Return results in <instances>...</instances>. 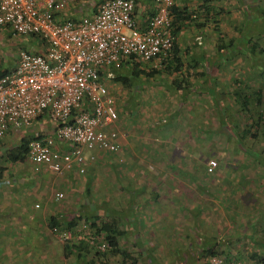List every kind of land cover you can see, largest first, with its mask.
I'll return each mask as SVG.
<instances>
[{
	"label": "crops",
	"instance_id": "obj_1",
	"mask_svg": "<svg viewBox=\"0 0 264 264\" xmlns=\"http://www.w3.org/2000/svg\"><path fill=\"white\" fill-rule=\"evenodd\" d=\"M99 1L100 0L94 1L90 6L86 7L83 10L84 13H82L83 11L80 10V6H82L85 1L76 0L73 4L72 15L79 16L81 14H91L94 11L95 4ZM133 2L134 8L132 17L137 26L141 28L145 25L146 20L153 11L152 0H133ZM240 2L256 4L257 7L255 10L251 11V14L258 10V4H260L259 0H241ZM240 2L237 0L236 4L238 8ZM174 4L178 9L193 11L194 8H198L202 4V0H175ZM199 15L200 13H193L190 16L191 18L182 23L181 29L174 37L179 56L190 51V47H186L189 40L193 41V38L198 39V44L200 43L202 29H198L193 25L194 21L198 22L194 16H197L199 19ZM242 19L243 17L240 18V23ZM256 39L258 38L256 37ZM31 41L33 42V40ZM34 41H37L39 45V49L35 51L40 52L42 50L40 42L38 40ZM15 60L16 58L11 63L10 67H8L9 69L14 65ZM120 64L121 62L117 66L109 68L113 76L115 72L130 71V62H122V65L118 67ZM138 68L142 70L141 65H138ZM246 70L251 71L252 75H255L253 73L255 68L252 64L244 66L243 64H236L235 72L246 73ZM185 71H187L185 80L188 82L189 88L186 87V84L181 83V90L170 89L172 80H180L182 77L181 73ZM201 71H203V73ZM140 75L141 74H139L136 79H138ZM164 75L169 77L167 84L169 87L168 91H171V93L168 94L167 90H164L162 95H155L154 99L151 98L150 102L152 104L148 106L151 117L143 114L142 111L136 108L130 111L124 110V112H122V108L116 104L118 113V143L125 152L123 162H115L114 157H111L109 154H103L95 161L107 165V208L113 214L129 217V219L127 218L129 222L123 221V224L120 225L123 230V235L118 243L120 249L125 250L131 258L130 260H135L136 264H182L179 261L180 255L183 256L186 263L190 257H192V260H194V258L196 259L198 251L193 252V248L202 247L203 243L201 242H206L208 244L214 242L218 247L222 246L227 248V237H234L233 233L227 234V232H224L222 234L223 236L220 237L218 235L221 230L217 231L216 228L213 229L212 227L209 229L207 227L208 222H211V218L206 216L202 217L200 215L204 207H200L199 209L195 208L193 204L194 197L192 198L193 193H189L188 196V190H183L182 185L184 181H186L185 177H188L187 175L184 174V176L179 177L177 174H172L171 177L169 176L170 178L168 177L169 180L159 175H155L154 177L148 175L146 167L150 168V166L153 165L159 167L162 163L145 162L146 157L142 152L146 151L148 142L155 148L158 147L156 148L157 150L160 146H163V148H169L173 152L187 150L204 151L205 148H207L208 151L211 145L209 138L204 137H199L202 138V141L199 142V144L196 143V138L206 132L204 128L198 130L192 129L189 132L188 129L178 130L180 128L181 118H192V114L194 116L195 113L200 111L202 114L205 109L207 112L212 103L211 98L206 94L210 88L208 84L210 83L209 79L211 75L205 73V65L195 61L187 64L182 63L180 70L173 71V73L170 74H154L152 77H148V80H146V76H144V81L147 85L152 81H154L153 83L159 84L160 81L158 82V78ZM107 82H110V80ZM129 88L130 86L124 90H129ZM200 93L206 95L193 96V94ZM143 95L146 94H142V96ZM200 97L203 99L199 100ZM126 103L130 102L125 100V104ZM219 113L222 112L219 110ZM135 117H137L136 121ZM167 117L172 119V125L170 127L160 126L163 122L165 124L168 122ZM218 117L221 119V116ZM43 118L44 117H40L36 119L29 127V129L31 128L33 130L32 135L38 133L45 134L51 131L53 124L50 121V123H46ZM40 123H42V129L39 130L36 128V130L34 126L37 127ZM148 124L149 128L153 126L154 130H149L148 127L144 128V126ZM198 124H200V122H198ZM189 133L191 134L190 136ZM5 136L8 138V141L12 143L11 146L15 145L18 138H20L16 131H10L5 134ZM196 145H198V147ZM57 146L62 149L67 148V145L64 143H58ZM171 158L174 163L166 162L165 164L174 166L177 172H180L179 168L183 167L184 164L187 165V167L190 166L187 162H180L179 160L181 158L183 159V157L177 153L171 154ZM184 158H186V156ZM162 164L164 165V163ZM0 166L3 168L0 174V215H11L10 218L14 217V219L12 218L8 223L2 224V222H0V264H55V262L56 264H62V261L64 262L70 258L71 262L74 264H77V261L88 264L96 260V255L93 254L88 256L90 251L89 247L87 248L88 251H83L80 255L74 251L67 257H64L62 251L63 243L47 228V220L51 216L62 221L64 218L68 219V216L73 215L74 217L78 215V213L75 212L74 214L70 213L67 216H63L62 210L60 211V209L57 210L55 208L52 203L54 202L53 198L51 199V196L48 194V190L51 187H55V189L70 188L71 184L76 182L75 176L77 173L72 172L73 169L69 172L58 174L52 173L45 168H41L39 171L34 172L27 159L24 162H9L7 160L4 162L3 159L1 160L0 158ZM86 168L87 171L92 170L95 175V171L93 170L97 168L95 163L87 164ZM93 174L83 176L85 177L86 189L89 187V183L94 177ZM62 175H64L63 178ZM128 177L131 179H129L130 181H135L137 178V182L145 183L148 187L144 189L142 186L137 185L135 188L125 191L123 195V199L125 198L123 205L115 206L116 194L113 193L114 191L110 188L109 183H113L115 180L120 181L121 179L128 180ZM123 183H125V181H123ZM162 183H175L176 186L174 185L172 189L166 188L163 187ZM120 187L123 188L124 186L120 184ZM180 187L182 190H179ZM186 196H188L189 199H186ZM42 197L44 198V208L42 211L38 212V209L34 210V204H36L37 207H40V205L38 206L35 200ZM50 199L52 202L49 201ZM26 200H31V203H33L34 212L33 214L31 213L33 216H27V213L30 214V212L23 209L24 206H26ZM188 200H190V204ZM182 212H187V216ZM222 212L220 213L221 215ZM196 215L198 217H196ZM188 216L192 217H190L191 222ZM19 219L22 220L21 224L18 222ZM26 230L28 233L25 232ZM218 237H220L221 240H219ZM199 241L201 242L197 244ZM4 242L6 244L5 246L3 244ZM21 244L24 245L23 247L25 249L21 247ZM170 247L175 248L173 253L169 257H161L160 254H169L168 248ZM179 248L182 249L179 250ZM107 259L109 261L108 264L121 263L120 256H110ZM98 263H100V260Z\"/></svg>",
	"mask_w": 264,
	"mask_h": 264
},
{
	"label": "built area",
	"instance_id": "obj_2",
	"mask_svg": "<svg viewBox=\"0 0 264 264\" xmlns=\"http://www.w3.org/2000/svg\"><path fill=\"white\" fill-rule=\"evenodd\" d=\"M75 1L0 0V31L37 38L42 46L40 52L19 50L14 65L0 76V139L39 117L53 124L48 134L28 142L26 158L34 172L83 173L103 154L123 162L116 99L106 83L113 77L109 68L127 58L146 72L172 49L169 9L174 0H152L153 13L141 28L132 17L133 0H100L91 14L79 16L72 15ZM215 166L210 159L206 171ZM62 197L61 191L53 194L54 201ZM50 231L62 243L81 240L78 228ZM85 241L96 243L99 251L106 247L103 238L91 233ZM207 263L244 264L216 255Z\"/></svg>",
	"mask_w": 264,
	"mask_h": 264
},
{
	"label": "rangeland",
	"instance_id": "obj_3",
	"mask_svg": "<svg viewBox=\"0 0 264 264\" xmlns=\"http://www.w3.org/2000/svg\"><path fill=\"white\" fill-rule=\"evenodd\" d=\"M83 1H85V3L80 6L81 11H83L86 7L90 6V4H92L96 0H87V2L86 0ZM240 1L241 0H239V2ZM236 3L237 0H213L212 4L214 6L217 5L222 9L219 11L217 16L219 29L214 30L212 24H209L210 27L208 26V28H201L202 32L200 43L198 44V39L193 38V41L189 40V43L186 45V47H190V51H187L185 54L180 55L183 64L193 63L194 61L200 63L203 62L204 64V62L207 61V68L210 69V74L212 76L211 78H215L218 87H221V83H224V81H226V79L224 78L222 80V74L228 73L229 75H231L232 79V76L235 72L233 69L234 63L243 64V66L248 64V59L242 55L235 57L233 56V58L226 62L223 59L218 61L215 54L217 43L226 44L229 38L234 37V34H236V30L234 31V26L239 23L241 17H243V19L239 29L242 32L241 34L244 38V41L245 38L249 35V22L251 21L250 16H252L253 14H251V11L248 10L247 5H245V3L240 2V9L237 7L238 5ZM259 3L261 4H258V8L260 5L264 4V0H259ZM246 4L250 5L251 10H255V8L257 7L255 3L249 4L248 2H246ZM258 10L254 13V15L256 14L257 17ZM82 13H84V11ZM252 25L254 31L257 32H259V30L264 29L262 25L256 22V19L254 22H252ZM255 33L256 32H254V34ZM252 36H254L253 41L255 42L256 36ZM263 36L264 35H262L259 39H256V44L257 46H260L262 48V51L264 52V39L262 38ZM218 37L222 38L221 41H219ZM31 40H33V42ZM34 40H37V38L30 36L11 35L6 31H0V67H4L6 69L10 67L11 63L16 58L17 52L19 50H27L33 52L36 49H39L37 41ZM231 63L233 64V66L229 67ZM246 72L248 74L251 73V71L249 70H246ZM140 74L141 75L138 79H131L132 84L129 90H124L128 87L120 82L115 83L110 81L106 83L116 99V104L122 108V112H124V110L130 111L133 108H136L139 111H142L143 114L150 116L151 114H149L150 111L148 106L152 104L150 102L151 98L154 99L155 95H162V92H164V90H167L168 94L171 93V91H168L169 87L167 84L169 77H166L164 75L163 77L158 78V82L160 81L159 84L153 83L154 81H152L149 85H147V83L144 81L145 75L142 73ZM146 80H148V77H146ZM142 94L146 95L142 96ZM196 95L206 94H193V96ZM202 99V97L199 98V100ZM222 99H224L223 105L226 107V112L228 113L227 115L228 117L229 115L231 117L228 119V121H224V123H226L227 125L229 124V127L233 125L232 122L235 120L232 121V117H234L236 118L235 122L239 126L238 131L239 129L247 128V125L251 126V128L249 129L250 131H254V128L258 130V134H260V131L264 130L262 123H260L256 119L257 114H254L251 119H248V116H245L244 114H239L238 109H235L233 107L234 104L232 103L231 105L230 100H232V97L228 93V95H225V98L224 96L219 97V99L216 100L215 104L211 103L207 112L205 109L202 114L200 111L198 113H195L194 116L192 114V118H181L180 120V128L178 130L188 129L189 132L192 129H205L206 132L196 138V143L199 144V142L202 141V138L199 137L209 138V140L211 141V145L208 151L207 148H205L204 151L187 150L173 152L169 148H167L168 150L166 148H163V146H160L157 150L156 148L158 147L155 148L152 144L148 142V145L146 146V151L142 152L143 155H145L146 157L145 162H162L164 163V165L161 163L159 167H156L152 164L153 166H150V168L146 167V170L149 176L154 177L155 175H159L165 177L166 180H169L172 174H177L179 177L184 176V174L187 175L188 177H185L186 181H184L182 185L183 190H188V196L189 193H193L192 198L194 197L193 204L195 208L199 209L200 207H204V210L201 211L200 215L202 217L206 216L211 218V222H208L207 227L209 229L212 227L213 229L216 228L217 231L221 230L218 235L220 237L223 236L222 234L224 232H227V234H234V237L228 236L226 240V246H228L227 248L229 250L230 259L240 258L244 264H264V250L260 246V243L264 245V239L261 238L260 234L261 229L264 227V165L263 162H258V159H255L254 157L249 155L250 152L248 150L245 151L244 149H241L243 148V146H248L254 147L256 151H259L264 147V138L260 136L257 140L252 141V139L247 136L244 140L239 139L238 143L236 144L233 141V137L226 136L227 125L222 124V129L221 127H219L221 122L223 121V119H219L218 117L219 108L222 106V103H220ZM125 100L129 101L130 103L125 104ZM252 105L253 102L250 103V107L251 110H254L255 107ZM260 110L261 112H264V107H261ZM167 118L168 122L166 124L163 122L160 126L170 127L172 125V119L170 117ZM43 120L46 123L49 122L46 118H43ZM136 120L137 117H135V121ZM198 122H200V124H198ZM245 122L247 123V125H245ZM254 122H257L258 127L257 124H254ZM42 123L37 125V127L34 126V128H37L39 130L42 129ZM30 126L23 130H16V132L19 134L18 137L29 133L31 134L33 130L31 128L29 129ZM147 127L149 128V124L144 126V128ZM150 129L154 130L153 126H151L149 130ZM229 129L232 133H234L232 131L234 130L233 127H230ZM46 134L48 133H45L44 135ZM190 135L191 134L189 133V136ZM11 144L12 143L8 141V138L6 136H3L0 139V158L1 160L3 159L4 162L5 154L7 150L10 149ZM240 144L242 145L241 147H239ZM196 146L198 147V145ZM176 153L183 157V159L181 158L179 160L180 162H187L190 165L189 167H187V165L184 164L183 167L179 168L180 172H177L174 166L165 164L166 162L174 163L171 160V154ZM185 156L186 158H184ZM210 159L216 162V166L211 172H207L206 164ZM92 163H95L97 167L93 169L95 171V175L93 174L92 170L87 171L86 166L84 167L83 173H78L76 169H73L72 172L77 173V175L75 176L76 182L71 184L70 188L55 189V187H51L48 190V194L49 196H51V199L53 198V194L56 191H61L63 193V197L61 200H53L54 202H52L51 199L49 200L54 204L57 210H62L63 216H67L70 213L74 214L75 212L78 213L77 216H80V219L77 220L74 229L78 228L79 231L77 232V234L81 237V240H86L87 235L90 234L88 228L83 229L82 227H79L83 225L81 221V219L84 218L83 215H85L87 210L89 211L93 208H97L99 211H101V207H103L102 202H106L107 200V165L105 163L101 164V162ZM90 174H93L94 177L89 183V187H87L86 189V183L84 180L85 177L83 176ZM63 177L64 175H62V178ZM129 179L130 178L128 177V180L121 179L120 181L115 180L113 183H109L110 188L114 191L113 193L116 194L115 206L123 205L125 199H123V195L125 191L133 189L137 185L142 186L144 189L148 187L145 183L137 182V178L135 181H130L131 179ZM123 181H125V183H123ZM120 184L124 187L121 188ZM162 185L163 187H168L172 189L175 183H162ZM87 190L89 192H87ZM179 190H182V188L180 187ZM188 196H186V199H189ZM35 201L37 202L38 206L40 205V207H37L36 204H34V209L31 200H26V206H24L23 209L25 211L30 212V214L27 213V216H33L32 214L36 209H38V212L43 210L44 198H37ZM188 203L190 204V200H188ZM221 212L222 215L220 214ZM182 213H185L186 216L188 214L187 212ZM10 217L11 215H0V222H2V224L8 223L9 220H12V218L14 219V217ZM190 217L191 216H188L189 221L192 218ZM196 217L198 216L196 215ZM19 220L18 222L21 224L22 220ZM252 226L256 227L255 231L252 230ZM25 232H27V230ZM220 237H218L219 240H221ZM95 240L96 242H99L100 239L95 238ZM73 242L76 243L77 241L74 239ZM200 242L201 241L196 243L199 244ZM3 244L4 246L6 245L5 242ZM94 245L97 246L96 243ZM94 245H91L89 247L90 251L88 256L95 254V249L97 247H95ZM23 246L24 245H22L21 247L25 249ZM174 249L175 248L170 247L168 248V255H165L167 253H163L160 254V256L169 257L173 253ZM181 249L182 248H179V250ZM200 249L201 247L193 248V252H199ZM221 249H224V247L219 246V250ZM254 252L262 258V260H260L258 263H255L253 260L250 259V254ZM96 256V260L88 264H108V259L106 261L104 257L98 255ZM191 258L192 257H190L188 262L185 263L183 256L180 255L179 261L182 264H205L207 263L208 257L204 259L201 258L198 261L192 260ZM69 260H66L64 262L62 261V264H74L71 262V258ZM99 260L100 263H98ZM77 264H84V262L77 261Z\"/></svg>",
	"mask_w": 264,
	"mask_h": 264
},
{
	"label": "trees",
	"instance_id": "obj_4",
	"mask_svg": "<svg viewBox=\"0 0 264 264\" xmlns=\"http://www.w3.org/2000/svg\"><path fill=\"white\" fill-rule=\"evenodd\" d=\"M175 1V0H174ZM173 1L172 6L169 9V15L171 18V26L172 30L171 33L175 37L177 32L181 29L182 23L184 21H187L190 16L193 13H200L199 19L197 16L195 19L198 20V22H193V25L198 28H208L209 24H212L214 30H218V21L217 16L220 10H222L219 6L213 5V0H202V4L198 8H194L193 11H186L185 9H178L177 6H175ZM249 11L251 10L250 5L246 4ZM261 4V3H260ZM258 17L256 14L250 16L251 21L249 22L250 32L249 35L245 38L242 37V32L240 31L239 27L241 23L239 22L236 26H234V31L236 30V34H234V37L229 38L228 42L226 44L217 43L216 44V58L217 60L223 59L224 61H229L233 56H239L242 55L248 59V65H253L255 70L253 73L255 75H252V73L248 74L246 73H238L234 72L232 79L231 75L228 73L222 74V80L223 78L226 79L224 83H221V87H218L215 78L209 79V91H207L206 94L209 95L211 98L212 103H216V100L219 99V97L225 95H229L232 97V100H230V103L234 104V108L238 109L239 114H244L245 116H248V119H251V117L254 114H257V120L262 123L264 128V112H261L260 108L264 107V55L262 48L260 46H257V42L253 41L255 35L258 39L264 35V29L259 30V32L254 31L252 22L255 21L258 22L260 25L264 27V4L260 5L258 8ZM153 13V12H152ZM151 13V14H152ZM151 16V15H150ZM255 17V18H254ZM251 25V26H250ZM210 27V26H209ZM253 29V30H252ZM256 32L254 34V32ZM219 41H221L222 38L218 37ZM264 39V36L262 37ZM256 39V38H255ZM244 41V42H243ZM224 50V53H223ZM178 47L175 43V40H173L172 49L170 55L161 60L160 65L156 68H151V70L144 72L143 70L138 68V62H132L127 58H121L120 62L121 64L118 66L120 67L122 65V62H130V71L126 72H115L114 76L110 79L111 82H120L123 85L131 86V82L133 79H136L137 76L140 73H143L146 77H152L154 74H160V73H173V71L180 70V67L182 66V60L181 56L178 55ZM119 62V63H120ZM203 63V62H201ZM208 62L205 61V73L210 74V69L207 68ZM230 65V64H228ZM233 64L229 67H232ZM236 63H234V71H235ZM8 69L1 68L0 67V76L7 73ZM203 73V71H201ZM185 74H187V71L184 73L182 72V77L180 80H172L170 89L173 90H181V83L186 84V87L189 88L188 82L185 80ZM180 75V74H179ZM211 75V74H210ZM212 77V76H211ZM132 79V80H131ZM253 86V87H252ZM197 89V88H196ZM207 89V88H205ZM263 90V91H262ZM223 100L220 102L222 103V106L219 108L220 112L218 111V116H221V119L223 121L220 124V127L222 129V124L227 125L224 123V121H228L230 117H228V113L226 112V107L223 106ZM253 102V105L255 108L254 110H251L250 103ZM237 107V108H236ZM257 111V112H256ZM40 118V117H39ZM38 118V119H39ZM226 118V119H225ZM236 118L232 117V121ZM233 121L230 127H233L234 130H232L234 133L231 132L229 129L230 127L227 125V133L226 136L233 137V141L237 144L239 139H245L247 136L252 139V141L257 140L260 136L264 138V130L260 131L258 134V130L254 128V131H250L249 129L251 126H248L245 122V125H247V128L239 129L238 131V124ZM257 121V122H258ZM257 122H254L256 125ZM251 125V124H250ZM258 127V124H257ZM41 134H36V136L40 137ZM233 135V136H232ZM34 135L32 133L26 134L21 136L15 145L11 146L9 150H7L5 154V160L9 162H24L26 161V154H27V145L30 139H32ZM239 146V145H238ZM242 145L240 144L239 147ZM245 151H249V155L254 157L255 159H258V162H263L264 165V147L260 149L259 151H256L254 147H248L243 146ZM252 153V154H251ZM255 154V155H254ZM254 155V156H253ZM2 167L0 166V174L2 171ZM89 190V189H88ZM87 190V192H89ZM103 207H101V211H99L97 208H93L91 210H87V213L83 215V219H81L82 223L88 228V231L95 237H101L106 241V247L104 251H98L95 249V254L101 257H104L105 260H107L110 256H120L121 257V263L120 264H136L135 260H130L128 253L120 249L119 247V239L123 235V230L120 227L122 222H129V217L127 216H121L118 214H113L109 209L107 208L106 202H102ZM264 213V211H263ZM128 218V219H127ZM80 219V216H68V219L64 218V220L60 221L56 217L51 216L47 220V228L50 230L52 227H57L59 229H70L73 230L75 224L77 223V220ZM127 219V220H126ZM62 227V228H60ZM253 231L256 230V227H251ZM261 238L264 239V227L261 229ZM212 242V241H211ZM203 245L200 249V251L196 254V259L194 260L198 261L201 258H206L212 255L216 256H224L226 260H230L229 256V250L228 248H224L219 250V247L216 243H206L202 242ZM206 243V244H205ZM260 243V242H259ZM91 244L88 243V241L80 240L78 242H73L72 240H68L63 242L62 244V251L64 257H67L69 254L75 251L78 255H80L83 251H88V247H90ZM260 246L264 250V245L260 243ZM228 258V259H227ZM192 259V258H191ZM232 259V258H231ZM238 260H241L240 258H237ZM250 259L253 260L255 263H258L262 258L258 256L255 252L250 254ZM242 261V260H241ZM133 262V263H132ZM243 262V261H242ZM207 264V263H205Z\"/></svg>",
	"mask_w": 264,
	"mask_h": 264
}]
</instances>
